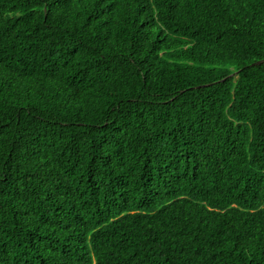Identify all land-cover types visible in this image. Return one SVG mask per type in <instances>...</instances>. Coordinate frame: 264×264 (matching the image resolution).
<instances>
[{
	"label": "trees",
	"instance_id": "trees-1",
	"mask_svg": "<svg viewBox=\"0 0 264 264\" xmlns=\"http://www.w3.org/2000/svg\"><path fill=\"white\" fill-rule=\"evenodd\" d=\"M0 264H264V0H0Z\"/></svg>",
	"mask_w": 264,
	"mask_h": 264
}]
</instances>
